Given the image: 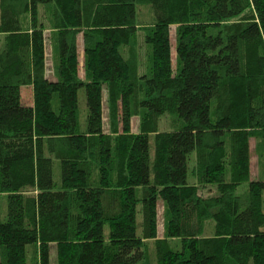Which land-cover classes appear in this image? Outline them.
<instances>
[{
	"label": "trees",
	"instance_id": "1",
	"mask_svg": "<svg viewBox=\"0 0 264 264\" xmlns=\"http://www.w3.org/2000/svg\"><path fill=\"white\" fill-rule=\"evenodd\" d=\"M0 38V264H264V0H0Z\"/></svg>",
	"mask_w": 264,
	"mask_h": 264
},
{
	"label": "rangeland",
	"instance_id": "2",
	"mask_svg": "<svg viewBox=\"0 0 264 264\" xmlns=\"http://www.w3.org/2000/svg\"><path fill=\"white\" fill-rule=\"evenodd\" d=\"M137 20H138V22L141 25H143V24L147 25L148 23L152 22V14H151L150 8L147 7V6L139 7L138 11H137ZM139 40H140V43H141V37H139ZM0 41H1V38H0ZM78 52H79V57H80V60H81L82 50L79 49ZM140 58H141L142 62L145 59L144 50H143L142 46L140 47ZM51 62H52V60H51L50 47H49V44H48V39H47V34H46V62H45V66H46V70H47V75H48V77L50 79H52ZM79 75L82 77V69H81V67H80V70H79ZM21 98H22V100H23V102L25 104H31V90H30V88L22 89ZM104 113H105V111H104ZM85 115H86L85 97H84L83 89H80L78 91V117H79V120L82 121L84 119ZM163 118H161L160 121H159V129L160 130H162V128L163 129L167 128L168 119H166V118L163 119ZM136 126H137V121L134 119L132 121V130H133V132L136 131ZM253 146H254V144L251 141V147H250V151H251V171H252L251 172V176H252V178L255 179V178H257L256 177V173L259 170L260 165H261V169H262V165L263 164L259 162L260 161L259 157H257L258 153H256V151H255ZM53 175H54V179L56 180V182L59 183L60 182V176H59L60 175V169H59V166H58L57 162H54V165H53ZM245 188H246V184L241 186L239 189L240 190H244ZM162 211H163L162 210V206L159 204V206H158V236L159 237L162 236V231H163V228H162ZM5 215H6V201H5V198L2 197L1 198V203H0V216H1V220L2 221H4ZM108 233H109V229H108V226L106 225L104 227V236H105V238L108 237ZM205 235H207V236L210 235V232L207 231V233H205ZM178 245H179V241H174V242L171 243V246L173 248H176V249H177ZM54 259H55V251L52 248L51 252H50V264H55Z\"/></svg>",
	"mask_w": 264,
	"mask_h": 264
}]
</instances>
